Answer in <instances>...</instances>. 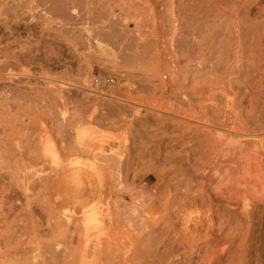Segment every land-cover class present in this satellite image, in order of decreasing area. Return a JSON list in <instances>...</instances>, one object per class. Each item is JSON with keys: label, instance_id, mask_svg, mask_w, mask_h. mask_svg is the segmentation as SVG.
<instances>
[{"label": "rangeland", "instance_id": "374dc122", "mask_svg": "<svg viewBox=\"0 0 264 264\" xmlns=\"http://www.w3.org/2000/svg\"><path fill=\"white\" fill-rule=\"evenodd\" d=\"M0 264H264V0H0Z\"/></svg>", "mask_w": 264, "mask_h": 264}]
</instances>
